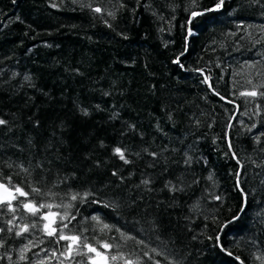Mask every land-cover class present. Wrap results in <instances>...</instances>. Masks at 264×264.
Instances as JSON below:
<instances>
[{
  "label": "trees",
  "instance_id": "obj_1",
  "mask_svg": "<svg viewBox=\"0 0 264 264\" xmlns=\"http://www.w3.org/2000/svg\"><path fill=\"white\" fill-rule=\"evenodd\" d=\"M218 3L0 0V264L96 259L28 201L107 264H264V0Z\"/></svg>",
  "mask_w": 264,
  "mask_h": 264
},
{
  "label": "snow or ice",
  "instance_id": "obj_2",
  "mask_svg": "<svg viewBox=\"0 0 264 264\" xmlns=\"http://www.w3.org/2000/svg\"><path fill=\"white\" fill-rule=\"evenodd\" d=\"M223 4V0H220V3H218L216 5L217 8H219L221 5ZM96 11H100V9H96ZM203 13H197V12H193L192 15L196 16V15H202ZM191 34V32H190ZM249 95L255 96L256 93H250ZM7 122L3 119H0V125L6 124ZM115 153L119 156V158L124 161L125 164L130 163V161L128 159H126L124 151L121 150L120 148H116ZM155 155V154H153ZM24 171H27V169H24ZM115 175V173H114ZM10 180V178H9ZM143 184L147 185L150 183L149 180L145 179L142 181ZM170 190H176L174 188V186L172 187V189ZM32 192L36 193V194H41V190L38 188H32ZM18 194V195H17ZM29 195V193L25 192L21 187L19 186H14L13 190L10 191L9 188L4 184V183H0V211H8V212H12L15 213L16 212V207L13 206L12 202L14 200H18V197H27ZM87 195V194H86ZM72 200H76L77 196L73 195L71 197ZM217 199H219V197H217ZM22 203V206L24 209H26L32 216L37 217L38 220H43V221H48V223L44 224V231L46 232V234L49 237H56L57 236V232L59 231V236L57 238V242H59V240H64V241H69L70 243L67 245V249L69 254H71L72 252V245L73 244H81L83 248H86L88 250V252L90 253H95L96 257H100L101 256V252L97 251V248L93 247L91 244H88L86 242V238H84V240H81L80 236H69V235H64L62 229H58L57 227H55V223H56V215L57 214H41L40 210L43 208H52L53 205L51 204H35L32 201H28V202H20ZM67 207H71V205H68ZM67 218V213H65L64 216L59 217V219L62 221L64 219ZM74 218V217H73ZM93 220H97V217H93ZM7 223L9 225H14V218L10 219L7 221ZM37 227V225L35 223L31 224V225H23L20 227L19 231H16L15 235L17 236H21L23 233H26L30 230V228H35ZM63 227H67V225H63ZM109 225L105 224L103 225V229H108ZM5 229L3 227H0V232H4ZM7 231L12 232L13 228L9 227L7 229ZM142 243V241H141ZM0 247H3L2 242H0ZM101 247L104 248H110L111 245L110 244H102ZM83 253L79 250V248L76 251V255H82ZM53 255L55 256V252H53ZM61 255H64V253H61ZM145 255H147V253H145ZM20 259L23 260L25 259V256L23 255V250L21 252L20 255ZM89 259L91 260V264H97V261L95 258L93 257H89ZM111 259L113 261H115L117 259V256H112ZM126 264H133V261L128 260L126 261ZM156 264H159V261H156Z\"/></svg>",
  "mask_w": 264,
  "mask_h": 264
},
{
  "label": "water",
  "instance_id": "obj_3",
  "mask_svg": "<svg viewBox=\"0 0 264 264\" xmlns=\"http://www.w3.org/2000/svg\"><path fill=\"white\" fill-rule=\"evenodd\" d=\"M9 190L12 191V189H10V188H9ZM96 261H97V264H106L105 258H97Z\"/></svg>",
  "mask_w": 264,
  "mask_h": 264
},
{
  "label": "rangeland",
  "instance_id": "obj_4",
  "mask_svg": "<svg viewBox=\"0 0 264 264\" xmlns=\"http://www.w3.org/2000/svg\"><path fill=\"white\" fill-rule=\"evenodd\" d=\"M100 257H103V256H100ZM96 258H99V257H96Z\"/></svg>",
  "mask_w": 264,
  "mask_h": 264
}]
</instances>
